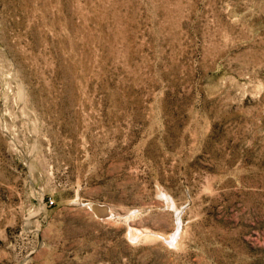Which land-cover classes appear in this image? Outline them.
<instances>
[{
    "label": "rangeland",
    "instance_id": "obj_1",
    "mask_svg": "<svg viewBox=\"0 0 264 264\" xmlns=\"http://www.w3.org/2000/svg\"><path fill=\"white\" fill-rule=\"evenodd\" d=\"M0 264H264V0H0Z\"/></svg>",
    "mask_w": 264,
    "mask_h": 264
}]
</instances>
